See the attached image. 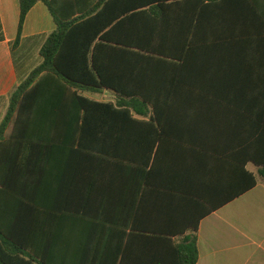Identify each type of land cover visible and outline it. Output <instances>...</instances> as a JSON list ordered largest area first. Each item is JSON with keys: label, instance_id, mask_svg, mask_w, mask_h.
<instances>
[{"label": "crops", "instance_id": "0c3cea01", "mask_svg": "<svg viewBox=\"0 0 264 264\" xmlns=\"http://www.w3.org/2000/svg\"><path fill=\"white\" fill-rule=\"evenodd\" d=\"M207 5L203 43L162 72L175 93L153 101L158 114L132 112L120 128L116 114L84 121L52 96L45 114L35 102L7 127L15 160L0 151V180L45 209L48 263L183 264L196 232V264H264V0ZM18 22L19 0H0V125L55 29L41 1L15 44ZM81 94L114 102L108 91Z\"/></svg>", "mask_w": 264, "mask_h": 264}, {"label": "trees", "instance_id": "16d2710c", "mask_svg": "<svg viewBox=\"0 0 264 264\" xmlns=\"http://www.w3.org/2000/svg\"><path fill=\"white\" fill-rule=\"evenodd\" d=\"M43 2L55 24L39 50L40 63L9 94L8 109L0 125L1 159L15 160L14 149L2 143L9 124L52 96L67 97L71 111L83 114L112 113L125 128L132 112L142 116L154 100L173 96L163 87V70L198 48L196 37L205 26L207 3L215 0H19L18 43L25 17ZM259 0H246L252 2ZM111 92L112 103H99L81 93ZM42 102V103H41ZM155 120H158L155 117ZM122 126V127H121ZM11 137L17 139L15 130ZM19 139V138H18ZM259 163V162H257ZM258 170L264 180V160ZM8 173V171H7ZM254 184V182H253ZM9 185L0 180V264H56L38 247V214H45L31 196H8ZM196 232L183 247V264H196Z\"/></svg>", "mask_w": 264, "mask_h": 264}]
</instances>
